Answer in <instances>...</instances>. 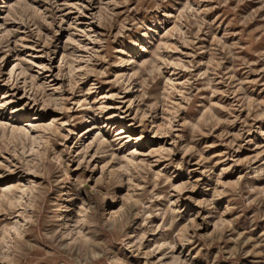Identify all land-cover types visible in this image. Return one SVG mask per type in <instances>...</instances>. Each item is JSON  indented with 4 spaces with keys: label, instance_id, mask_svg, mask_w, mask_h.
<instances>
[{
    "label": "rangeland",
    "instance_id": "374dc122",
    "mask_svg": "<svg viewBox=\"0 0 264 264\" xmlns=\"http://www.w3.org/2000/svg\"><path fill=\"white\" fill-rule=\"evenodd\" d=\"M0 264H264V0H0Z\"/></svg>",
    "mask_w": 264,
    "mask_h": 264
}]
</instances>
